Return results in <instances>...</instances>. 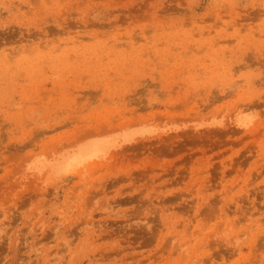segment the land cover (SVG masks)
<instances>
[{"label":"rangeland","instance_id":"374dc122","mask_svg":"<svg viewBox=\"0 0 264 264\" xmlns=\"http://www.w3.org/2000/svg\"><path fill=\"white\" fill-rule=\"evenodd\" d=\"M0 264H264V0H0Z\"/></svg>","mask_w":264,"mask_h":264},{"label":"bare ground","instance_id":"6f19581e","mask_svg":"<svg viewBox=\"0 0 264 264\" xmlns=\"http://www.w3.org/2000/svg\"><path fill=\"white\" fill-rule=\"evenodd\" d=\"M98 146L99 145H95V148L93 149V150H95V153L102 150V147H98ZM85 147L87 148V146H85ZM86 148H82L83 151H81L79 153H74V154L66 157L63 161L64 162L63 166L64 167L77 166V165L83 163L84 158L89 157L93 153V152L90 153L89 152L90 149L86 150Z\"/></svg>","mask_w":264,"mask_h":264}]
</instances>
